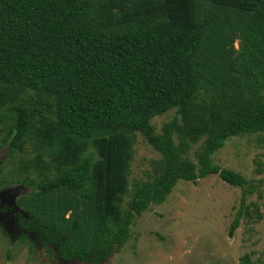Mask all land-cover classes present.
Returning <instances> with one entry per match:
<instances>
[{
    "label": "trees",
    "instance_id": "1",
    "mask_svg": "<svg viewBox=\"0 0 264 264\" xmlns=\"http://www.w3.org/2000/svg\"><path fill=\"white\" fill-rule=\"evenodd\" d=\"M262 131L264 0H0V190L27 189L16 224L62 261L102 263L178 180L209 175L241 190L231 238L251 183L210 156ZM135 134L159 157L128 184Z\"/></svg>",
    "mask_w": 264,
    "mask_h": 264
},
{
    "label": "rangeland",
    "instance_id": "2",
    "mask_svg": "<svg viewBox=\"0 0 264 264\" xmlns=\"http://www.w3.org/2000/svg\"><path fill=\"white\" fill-rule=\"evenodd\" d=\"M236 46L237 42L233 44ZM173 114L171 110L153 117L150 123L154 131L158 133ZM199 144L190 148V158ZM131 149L128 184L146 179L149 161L159 157L138 134ZM3 158L1 149L0 164ZM210 161L251 183V187H245L252 189L244 202L250 205L248 218L240 220L231 238L226 232L239 204L240 188L221 182L216 175L194 183L178 180L162 203L150 205L134 217L126 243L100 264H237L243 254H249L252 264H264V131L227 139ZM5 166L11 168L8 161ZM26 190L21 185L0 190L7 194L0 199V205L6 208L0 214V264H84L63 263L51 249L46 251L34 244L29 249L28 243L16 241L19 230L13 214L19 209L14 200ZM127 199L125 196L124 202ZM256 213L262 216L259 221Z\"/></svg>",
    "mask_w": 264,
    "mask_h": 264
},
{
    "label": "flooded vegetation",
    "instance_id": "3",
    "mask_svg": "<svg viewBox=\"0 0 264 264\" xmlns=\"http://www.w3.org/2000/svg\"><path fill=\"white\" fill-rule=\"evenodd\" d=\"M5 210H6L5 206L0 205V213H2V212L5 211ZM17 212H18V211H17ZM15 215H22V214H20V212H18V213H14V214H13V217H14V220H15V225H16V227H17L18 230H19V234H18V236L16 237V241L20 242V241L18 240L19 237H23L24 239L22 240L21 243H28L27 241H30V242H32V245L34 244L35 247L43 248V249L46 250V251H48V250L51 249V248H44V247L39 246L38 243L36 242V238L34 237L33 234H30L29 232L25 231L24 229L18 227L17 224H16V217H15ZM22 216H23V215H22ZM4 236H5V233H4ZM32 248H33V246H32ZM56 257H57V256H56ZM57 258H58V257H57ZM58 259H59V258H58ZM59 260H60L61 262H63V263L72 262V261H62L61 259H59ZM78 262H79V261H78Z\"/></svg>",
    "mask_w": 264,
    "mask_h": 264
},
{
    "label": "water",
    "instance_id": "4",
    "mask_svg": "<svg viewBox=\"0 0 264 264\" xmlns=\"http://www.w3.org/2000/svg\"><path fill=\"white\" fill-rule=\"evenodd\" d=\"M5 189V188H4ZM2 195H7V194H3V193H0V199H2ZM11 196V195H10ZM1 202V201H0ZM12 203L11 204H13L14 202H15V200H14V202L13 201H11ZM1 214V213H0Z\"/></svg>",
    "mask_w": 264,
    "mask_h": 264
}]
</instances>
